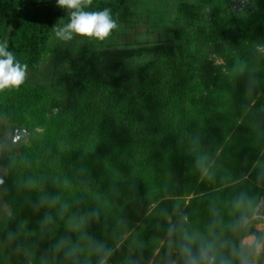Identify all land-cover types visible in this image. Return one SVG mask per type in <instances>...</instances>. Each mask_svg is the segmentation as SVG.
Segmentation results:
<instances>
[{
	"label": "trees",
	"instance_id": "1",
	"mask_svg": "<svg viewBox=\"0 0 264 264\" xmlns=\"http://www.w3.org/2000/svg\"><path fill=\"white\" fill-rule=\"evenodd\" d=\"M249 3L239 15L226 11L228 0H196L167 17L166 0H91L80 10L107 9L116 25L100 40L76 33L70 39L58 36L75 9L60 7L57 0H0V45L14 63L27 66L19 87L0 90L1 131H11L8 149L0 155V192L11 206L0 217L2 264H25L28 253H34L36 264H85L80 246L89 248L86 237L101 231L99 215L109 213L117 223L121 210L128 209L139 217L161 198L168 179L189 182L203 194L191 200L189 222L179 217L173 226L167 223L170 203L165 199L148 215L146 229L156 238L167 235L166 250L176 248L186 262L184 246L199 256L211 244L209 256L215 259L202 264H241L242 257L250 264L254 250L241 245L247 230L239 221L251 216L264 197V52L257 47L264 40V0ZM204 7H209L208 27L194 25V35L179 25ZM142 11L151 19L150 30L162 26L171 35L146 47L118 45L115 39L126 31L125 24ZM199 42L209 43L223 62L208 60ZM144 50L153 58L132 74L119 73ZM180 125L187 127L186 135ZM91 126L120 146L142 144L148 157L134 162L133 171L121 164L110 167L111 177L105 174L109 165L100 164L95 174L88 167L92 183L76 187L74 172L85 175L83 166L97 151L87 144L98 139L92 136L87 143L79 136L80 149L67 140H74L76 130L90 134ZM171 131H178L176 140L166 138ZM216 143L223 146L212 163ZM184 169L199 175L184 177ZM72 223L88 233V243L67 237L64 229ZM248 232L263 242L261 264L264 233Z\"/></svg>",
	"mask_w": 264,
	"mask_h": 264
},
{
	"label": "rangeland",
	"instance_id": "2",
	"mask_svg": "<svg viewBox=\"0 0 264 264\" xmlns=\"http://www.w3.org/2000/svg\"><path fill=\"white\" fill-rule=\"evenodd\" d=\"M195 1L196 0H166L168 5L166 8V14H164L168 17V13H175L177 6H179L182 10H185V3L190 6V4L194 3ZM228 3L229 4L228 8H226V11L230 10L238 13L239 15L245 14L248 9H250V7L252 6V4L249 3V0H228ZM208 11L209 7H204L201 13L187 18L188 21L181 19L179 25L187 26L188 29L195 35L196 29L198 27L194 25H201L202 23L205 27H208L210 25ZM150 20L151 19L148 18V14L143 11L136 17H131L130 22L125 24L127 26L126 31L120 36H118L115 39V42L118 45L125 44L146 47L156 43V41L159 39H166L171 35V33H169L168 30H164L162 26V28L156 26L153 27L152 30H150ZM189 21H191L192 24L187 25ZM198 46L201 50H203L204 56H206L208 60L211 59L216 64L223 62V57L218 56L213 51H211L212 47L209 43L199 42ZM257 47L260 49L261 52H264V40H261V43L257 45ZM151 58H153V55L144 50V52L140 56L129 59L122 67L119 68L118 71L120 74H132L137 70L140 64L144 63L147 59ZM42 68H44L43 64L39 66V70ZM251 102L253 103V100ZM173 110H175V108H173ZM173 110H171L170 113H172ZM1 126L2 121L0 119V155L1 153L4 154L5 151L8 149L6 139L8 137V134H10L11 132L10 127H8L9 130L7 131H1ZM89 130H91L90 134H86L85 130L81 132L82 134L78 130H76L74 140H67L71 141L73 145H76V148L80 149L79 136H82L84 139H87V143L91 140L92 136H96L98 139L97 143L91 142L92 145L87 144V148L88 146H90L97 151L95 153V159H92L91 161L84 159V161H87L85 166H83L82 174L86 175L90 173L88 171V167L91 168L95 174L99 173V169L100 167L102 168V165H109V168L106 169L107 172H105V174L110 175L111 177L113 173L110 172V167H114V169H116V165L121 164L120 167H124L125 165L126 167L131 168L133 171L135 170L136 166L134 162L140 161L139 159L143 158V156L148 157L147 154L149 152H146V149L142 144L123 147L120 146V144L117 143L115 139L111 141L109 135L105 133L103 129H100L98 126H95V128L94 126H91ZM179 130L181 129L179 128ZM178 131L174 133L172 131L169 132L170 134H168V137L166 138L169 141L176 140V134ZM187 133V127L183 126L181 134L186 135ZM102 136H104V138ZM216 145H218L219 147L217 149V152L213 155L211 159V162L213 161L214 163L219 152H221L223 146L222 144L220 145V143H216ZM68 147L70 150H72V148H70V145ZM158 149L160 153H163L161 147H159ZM156 151L157 150H153V153H156ZM72 153H74L76 157L78 156L76 151L73 150ZM129 161L131 162V164L128 163ZM218 161L219 159L217 160L216 164H218ZM100 164L102 165L100 166ZM2 169L3 166L0 165V170ZM75 172L74 179H76V187H79L81 185L87 186L88 183H92L93 180L87 179V175L80 176L81 173L77 174ZM187 172H191L193 174L197 173V171H188L184 169V177ZM205 172L206 170L204 171V173ZM196 175H199V173H197ZM49 177L53 178V176ZM168 180L171 182L165 184L166 187L164 188H166V191H164L161 198L149 203L147 207H145V210H143V212H141V215L137 218L132 216V211L130 212L128 211V209H122L121 214L117 216L118 222L116 223L115 219L111 218V221L109 220V213H101V215H99L100 218L97 219L98 223H96V226L99 227L101 231L99 233H95V235H93L92 237H86L91 239V242H89L84 237L88 236V233H83L76 224L72 223L70 224V226L68 225L65 227L64 231L68 230V232L66 231L67 237L72 238L75 235L76 240L79 241L81 244L89 242V248L85 246H80L83 249L84 257L82 259L85 264H99L100 259L105 255H107V264H185L183 257L178 253L176 248L171 249V251L166 250V248L169 246V242L166 239L167 235H163L159 238H156L154 237L156 236V234L154 235L152 234V232L146 229L147 226L151 225L150 222H148L149 220H151L148 215L153 212L157 208V206L160 207L159 203H161V200L165 199L168 200L170 203V211L168 210L169 212H167L168 214L166 217L167 223L173 226L174 222L180 219L179 217L189 222V215L190 213L193 214L194 212V209L190 208L191 200L203 193L198 194L193 191L194 186L191 185V183L189 182H185L180 185L178 184V182L176 183L170 179ZM200 180L201 177H198L196 182H199ZM237 180L238 179L232 180L228 184L235 183ZM54 198L55 197H53V200L50 199L52 203H56L54 202L56 198ZM141 201L143 202L144 200ZM108 203H110L109 200H107V205ZM111 206L112 205L109 204V207ZM186 209L188 211H186ZM10 212L11 206L7 202H5V199L3 198L0 192V217H3L4 215H7ZM253 212L254 213L251 216L245 217L247 219V224H245L247 233L242 237L241 245L248 246L249 242L253 239L259 242V251L257 252L255 249L252 248L254 251L252 256L249 258L250 264H258L260 261L259 255L263 252V242L258 241L256 239V235L254 233L248 232V229L253 228L264 233V197L261 198V201L254 207ZM155 219L157 218H153V220ZM81 248H79V250H81ZM25 257L26 258L23 259L25 261V264H36L33 261V257H35L34 253L33 255H30V253L25 254ZM262 263L264 264V259L262 260ZM0 264H2V262H0ZM45 264L53 263L47 262Z\"/></svg>",
	"mask_w": 264,
	"mask_h": 264
},
{
	"label": "clouds",
	"instance_id": "3",
	"mask_svg": "<svg viewBox=\"0 0 264 264\" xmlns=\"http://www.w3.org/2000/svg\"><path fill=\"white\" fill-rule=\"evenodd\" d=\"M91 0H57L58 6L62 8L75 9L71 13V22L66 27L57 32L58 36L64 39H70L72 33L78 35L96 37L100 40L105 39L113 28L116 27L115 22L111 19L109 10L105 9L100 12H85L80 10L83 5L90 4ZM0 90L8 87H19L25 80L27 66H21L14 63V56L5 50L4 45H0ZM247 224V219L241 217L239 225ZM238 225V226H239ZM249 248L259 251V242L255 239L249 242ZM214 246L209 244L202 247L200 255L193 253L190 246H184L182 249L186 257L185 264H202L205 260H214L215 257L209 256ZM99 264H107V255L103 256ZM221 264H228L227 261L221 260ZM241 264H249L246 257L241 258Z\"/></svg>",
	"mask_w": 264,
	"mask_h": 264
}]
</instances>
